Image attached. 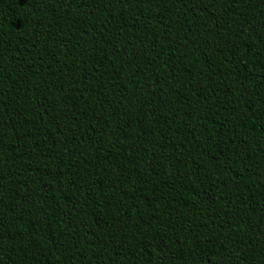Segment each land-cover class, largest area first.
Segmentation results:
<instances>
[{
  "label": "trees",
  "instance_id": "16d2710c",
  "mask_svg": "<svg viewBox=\"0 0 264 264\" xmlns=\"http://www.w3.org/2000/svg\"><path fill=\"white\" fill-rule=\"evenodd\" d=\"M0 264H264V0H0Z\"/></svg>",
  "mask_w": 264,
  "mask_h": 264
}]
</instances>
